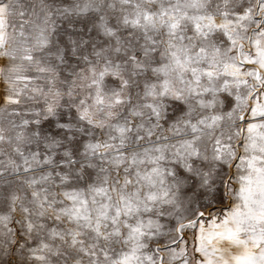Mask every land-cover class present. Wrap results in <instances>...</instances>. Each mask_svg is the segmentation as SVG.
I'll return each instance as SVG.
<instances>
[{
  "label": "snow or ice",
  "instance_id": "1",
  "mask_svg": "<svg viewBox=\"0 0 264 264\" xmlns=\"http://www.w3.org/2000/svg\"><path fill=\"white\" fill-rule=\"evenodd\" d=\"M0 264H264V0H0Z\"/></svg>",
  "mask_w": 264,
  "mask_h": 264
}]
</instances>
